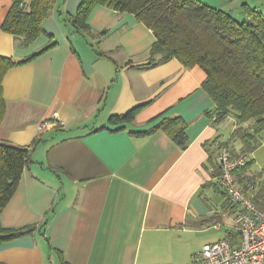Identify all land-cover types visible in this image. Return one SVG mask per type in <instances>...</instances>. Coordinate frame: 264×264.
Here are the masks:
<instances>
[{
    "label": "crops",
    "instance_id": "1",
    "mask_svg": "<svg viewBox=\"0 0 264 264\" xmlns=\"http://www.w3.org/2000/svg\"><path fill=\"white\" fill-rule=\"evenodd\" d=\"M201 1L264 15V0ZM80 2H58L43 21L45 32L24 46L2 29L12 0H0V55L19 63L54 43L3 79L0 140L38 142L0 216L3 227L36 229L1 242L0 264H188L202 233L220 230L218 222L230 226L237 214L220 186L214 145L229 139L236 121L230 115L225 137V118L215 120L200 66L177 58L149 64L156 37L133 13L97 4L87 17L91 33L60 20L76 14ZM136 104L144 106L123 129L108 123ZM176 116L186 122L184 148L162 130L131 133ZM45 121L54 124L41 127ZM237 177L244 188L253 182L245 190L254 196L264 171L248 163Z\"/></svg>",
    "mask_w": 264,
    "mask_h": 264
},
{
    "label": "trees",
    "instance_id": "2",
    "mask_svg": "<svg viewBox=\"0 0 264 264\" xmlns=\"http://www.w3.org/2000/svg\"><path fill=\"white\" fill-rule=\"evenodd\" d=\"M57 2L58 0H12L2 29L13 34L18 44L30 45L45 32L43 21L49 17ZM97 4L106 5L118 12L133 13L139 21L153 30L156 40L150 49V65L177 58L186 67L198 65L204 69L206 78L202 82V87L215 103V120L231 115L236 121L231 136L224 141L234 155H247L249 151L253 152L262 145L261 141L264 138L262 12L245 6L247 18L239 21L230 12L201 0H81L76 14L60 20L71 22L77 31L91 33L87 17ZM53 44L19 63L10 57L0 55V125L6 113L2 84L7 71L16 64L33 59L54 46ZM143 106L144 104H136L122 114H112L108 118V123L116 126V131L123 129L127 123L135 120ZM162 115L154 116L150 122ZM186 128L185 120L181 116H176L165 117L150 129L131 133L142 136L162 130L184 148L188 140ZM236 140L241 142L239 150L232 143ZM37 142L38 139H35L29 145L15 146L7 140H0V216L16 192L23 172L33 162L32 154ZM215 160L214 158L213 164L216 163ZM217 163L215 171L218 176L220 173L218 157ZM248 163L249 160L245 166L236 170L235 177L242 173ZM237 180L242 185L241 178L237 177ZM248 183L245 182V188H249ZM223 191L228 197L227 203L238 212L239 206L230 199L225 189ZM252 197L258 208L264 210V182ZM51 217L52 215L46 217L41 224L42 227L47 225L46 222ZM35 229V225L17 229L6 228L0 221V243L31 233Z\"/></svg>",
    "mask_w": 264,
    "mask_h": 264
},
{
    "label": "built area",
    "instance_id": "3",
    "mask_svg": "<svg viewBox=\"0 0 264 264\" xmlns=\"http://www.w3.org/2000/svg\"><path fill=\"white\" fill-rule=\"evenodd\" d=\"M54 124L49 121L41 127ZM214 145L219 148L218 180L230 199L239 206L230 227L235 230L233 240L221 239L206 243L192 255L188 264H264V210L258 208L253 197L237 180L236 170L248 162L247 155H234L227 143L217 139ZM249 188L254 187L251 182ZM215 227L220 228L217 224Z\"/></svg>",
    "mask_w": 264,
    "mask_h": 264
},
{
    "label": "rangeland",
    "instance_id": "4",
    "mask_svg": "<svg viewBox=\"0 0 264 264\" xmlns=\"http://www.w3.org/2000/svg\"><path fill=\"white\" fill-rule=\"evenodd\" d=\"M58 2L61 6V4L64 2V0H58ZM261 7H262V10L264 11V4ZM230 13L239 21H243V19H244L243 17L247 18V15L244 12H242L240 10V8H239V11L234 10ZM223 120H224L223 122L227 125V128L224 130V135H225V137H227L229 135V130L231 129L233 124H232V121L230 120V116L226 117ZM225 140H226V138L223 140V142ZM261 142H262V145L260 147H258L253 152L249 151L247 153V155L249 156V162L251 164V169L259 170L262 172V171H264L263 170L264 169V138L262 139ZM233 144H235V143H233ZM237 150H239V149H237ZM219 151H220L219 149L216 150V153H218V155H219ZM213 203H214V207H220L217 204V202H213ZM218 224L221 226L220 230H215V229L211 228L208 231H205L204 233H202V235L197 239V244L199 246V250L202 249V247L205 243L215 242V241H219L221 239L222 240L226 239L229 241L234 239L233 235L235 233V230H233L229 225H226L222 222H218Z\"/></svg>",
    "mask_w": 264,
    "mask_h": 264
}]
</instances>
